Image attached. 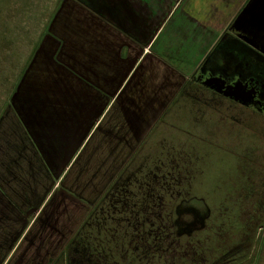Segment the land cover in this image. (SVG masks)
<instances>
[{
    "label": "crops",
    "instance_id": "1",
    "mask_svg": "<svg viewBox=\"0 0 264 264\" xmlns=\"http://www.w3.org/2000/svg\"><path fill=\"white\" fill-rule=\"evenodd\" d=\"M247 1H60L0 110V264L60 260Z\"/></svg>",
    "mask_w": 264,
    "mask_h": 264
},
{
    "label": "rangeland",
    "instance_id": "2",
    "mask_svg": "<svg viewBox=\"0 0 264 264\" xmlns=\"http://www.w3.org/2000/svg\"><path fill=\"white\" fill-rule=\"evenodd\" d=\"M197 90L209 106L202 105L199 111L180 101L184 97L179 99L115 183L119 192L127 190L124 194L131 182L135 191H142L138 186L145 184L159 188L182 184L190 203L179 202L175 195L171 204L165 195L156 204L151 200L148 213L140 212L139 220H134L132 208H123L117 200L124 195L107 199L95 207L83 228L90 223V237H96V227L105 237L107 258L98 264L257 263L264 238V118L232 112L225 99L215 102L208 90ZM157 168L167 176L150 179ZM148 169L151 176L146 178ZM136 176L139 180L133 182ZM129 202L138 208L140 199ZM178 205L185 214H178ZM193 221L197 224L191 229ZM67 247L55 264H78Z\"/></svg>",
    "mask_w": 264,
    "mask_h": 264
},
{
    "label": "trees",
    "instance_id": "3",
    "mask_svg": "<svg viewBox=\"0 0 264 264\" xmlns=\"http://www.w3.org/2000/svg\"><path fill=\"white\" fill-rule=\"evenodd\" d=\"M60 1L61 0H0V110L8 99L22 72L24 69H26L40 40L47 32L48 25L51 22L60 4ZM186 89L188 90V87L185 88V90ZM134 157L135 156L130 158V160L124 165L121 172L115 174L112 180V186H110L107 189L105 195L100 198L99 203L96 205L97 208L109 198H115L119 195H124L117 199L118 202L121 203L123 208L130 206V208H132L131 211L133 210L132 212H134L133 216L135 215L134 220H139L138 218L140 212L147 214L150 210L149 208L151 206V200L153 199H155L154 204H156L157 199L162 197L165 198L166 195L171 200V204H173L172 201H174V196L176 195L175 197L180 198L179 202L182 201L184 203H190V199L187 198L188 193L183 191L184 186L182 184H173L172 186L168 185L163 186L162 188L154 186L151 187L145 184L138 186L139 188L143 186L142 191H135L131 188V182L130 185H128L129 193L124 194L127 192L126 189L122 192H119L120 189L117 190L115 183L118 181L121 174H123L128 169L129 164L132 162ZM160 168H162V166ZM160 168H157L153 178L150 177L151 174L150 170L148 169L146 178L149 175L150 179L155 180L157 178L156 175H158L160 176V180L163 179V177L167 176V174H164V170L161 172ZM132 179H134L133 182H135V180H139V177L136 176ZM171 181L179 182L178 180ZM162 190H164L165 193H162ZM106 195L107 197H105ZM133 197L140 199V203L138 204V208H140V210H138L137 207L129 205V199ZM179 205L181 204L179 203ZM179 205L177 206L176 211L178 214H185L181 213V210L186 209L184 207L180 208ZM102 210V213L105 214L106 210L103 208ZM109 210L113 209L109 208ZM93 211L89 214L88 218L93 214ZM195 214L196 217L199 216L197 213ZM110 217H114L113 213L110 215ZM111 220L113 223L118 221L117 218ZM85 222L73 236L68 244L67 249L70 256L73 257L72 260H80L78 261V264H85V262L87 264H98V262L105 261L103 258H107L105 251H103L105 250V244L107 242L105 243V241H103L105 240V237L100 236L96 226L94 229L96 231V237H90V232H92V230H89V228L92 225L90 223H86L89 224L87 226L89 228L83 229ZM194 224H197L196 221H193V224H191V229L193 228ZM100 242L102 243V246L100 245Z\"/></svg>",
    "mask_w": 264,
    "mask_h": 264
},
{
    "label": "flooded vegetation",
    "instance_id": "4",
    "mask_svg": "<svg viewBox=\"0 0 264 264\" xmlns=\"http://www.w3.org/2000/svg\"><path fill=\"white\" fill-rule=\"evenodd\" d=\"M211 79L219 82L206 85ZM190 83L179 99L184 97L180 101L199 111L209 104L197 87L208 90L215 97L212 101L225 99L232 112L242 110V115L252 112L264 118V0L245 3Z\"/></svg>",
    "mask_w": 264,
    "mask_h": 264
},
{
    "label": "water",
    "instance_id": "5",
    "mask_svg": "<svg viewBox=\"0 0 264 264\" xmlns=\"http://www.w3.org/2000/svg\"><path fill=\"white\" fill-rule=\"evenodd\" d=\"M218 82H219V79H211L209 81H206L205 84L208 86H213V85H217Z\"/></svg>",
    "mask_w": 264,
    "mask_h": 264
}]
</instances>
